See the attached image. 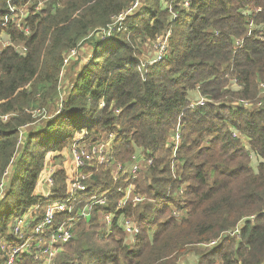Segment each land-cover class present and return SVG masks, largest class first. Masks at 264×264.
<instances>
[{"label":"trees","instance_id":"16d2710c","mask_svg":"<svg viewBox=\"0 0 264 264\" xmlns=\"http://www.w3.org/2000/svg\"><path fill=\"white\" fill-rule=\"evenodd\" d=\"M8 1L0 0V36L27 52L0 51V185L14 159L0 199V264L21 243L14 221L48 202L36 194L48 160L62 161L84 131L115 136L113 165L129 164L138 150L153 163L121 172L118 181L102 162L85 170L93 182L80 199L105 193L109 205L79 222L55 264H179L188 253L197 264H264V0H195L176 6L174 19L164 0H143L105 39L111 18L136 0H43L40 12L39 0H18L33 4L28 35L11 22L2 26ZM168 31L165 58L148 64L145 46ZM84 45L88 59L61 96L62 72L73 69L66 58ZM195 91L207 102L193 104ZM61 99L53 120L37 122L35 110L55 113ZM175 132L176 151L169 144ZM67 176L66 169L54 174L49 201L66 198ZM127 189L144 198L118 214L137 224L134 243L116 223L99 220V212L116 211ZM34 261L35 253L12 264Z\"/></svg>","mask_w":264,"mask_h":264},{"label":"built area","instance_id":"2783aa9c","mask_svg":"<svg viewBox=\"0 0 264 264\" xmlns=\"http://www.w3.org/2000/svg\"><path fill=\"white\" fill-rule=\"evenodd\" d=\"M192 1L195 0H173L172 2L164 0L163 6L164 9H168L170 16L174 19L176 17L174 13L175 7L180 6L181 8H189ZM142 2L143 0H136L131 7L113 16L111 18L112 22L109 24V30L104 31L101 38L105 39L111 37V31L116 27L118 29L122 28L124 22L130 16L134 15L142 6ZM17 3L18 0L8 1L10 12L5 18V22L2 26L11 22L28 35L29 32L26 19L33 4L28 3L18 6ZM43 4L44 3L39 0L38 4L35 6V11L40 12L44 7ZM170 36L171 32L168 31L165 35L153 42L152 46L155 50V56L146 61L148 64L153 65L159 63L165 58V55L168 53V41ZM3 43L5 47H13L15 51L21 55H25L27 52L26 47L22 44L12 42L11 38ZM238 44L239 43H237V45ZM77 56L78 49L72 50L66 58V65L68 66ZM146 62L141 65V68L145 66ZM61 96L63 95L61 94ZM206 102L207 100L203 101L202 99L198 103L203 104ZM62 104L63 100L61 99L55 113L46 109H37L33 112V116L43 118L41 121H51L61 111ZM9 117L10 116H5L4 120L7 121ZM114 142V135L108 136L102 134L94 138L84 131L73 139L62 161L58 164L55 163L54 166L46 167L41 176L40 185L39 188H37L36 194L46 198L48 202L44 205L33 207L24 216L14 221L12 233L21 243L11 251L9 264H12L16 257L33 255V253H35V264H55V259L63 249V246L76 237L79 222L89 219L93 208L97 206L107 208L109 199L108 195L105 193L95 195L87 200L80 199V196L88 191L89 184L93 182V173L85 172V170L92 168L93 163L102 162L105 166L107 165V167L111 166V168L114 169L115 181L120 179L121 172H131L134 174L138 171H145L148 169V166L152 165L153 161L151 159L147 160L142 155L141 150L137 151L132 162L129 164L125 166L122 164L113 165L111 162V152L114 147ZM179 143L180 134L179 132H175L170 137L169 144L176 151ZM13 161L14 159L11 160L9 168L4 174L3 182L0 185V199L4 193L5 181L11 174ZM60 169H66L68 174L66 198L58 201H49L51 189L54 184L53 176ZM143 200V197L133 193V189H127L125 199L119 203L115 212H99L101 224L109 228L116 223L127 234V240L130 243H134V239L139 233L137 224L128 219L124 214H120L119 216L118 214L123 210L127 202L136 205ZM174 214L176 218L181 217L179 212H175ZM62 216H65L64 219L60 218ZM237 233H239V230H236L234 234ZM215 245L216 242L210 244V246ZM7 249L8 245L2 243L1 250L5 252Z\"/></svg>","mask_w":264,"mask_h":264},{"label":"rangeland","instance_id":"374dc122","mask_svg":"<svg viewBox=\"0 0 264 264\" xmlns=\"http://www.w3.org/2000/svg\"><path fill=\"white\" fill-rule=\"evenodd\" d=\"M41 1L44 3L43 0H41ZM47 1L48 0H45V2H47ZM25 17H26V15H25ZM9 37L10 36L8 34H4V33L1 35V38H0V41H1L0 42V51L5 47L3 42H5L6 40L10 39ZM90 50H91V48H90L89 45H84L83 50L78 53V56H79V57L77 56L78 59H76V58L73 59L75 61H73L71 64L69 63L70 65H68V66H70V68H73L72 71L69 74H67L68 70H64V72L62 73V76H61L62 78H61V82H60V86H59L61 94H63L64 91L66 92L68 90L69 85H66V80H69L70 77L73 78L74 77V72H76L78 69H80L82 67V65L87 61L88 53H89ZM144 51H145V53L143 54V59H145L146 61H148L149 58L151 59V58H153L155 56V50H154L152 44L148 48H147V46H145ZM189 98H190V101H192L193 104H199L198 102H200L202 99H203V101L206 100V98H204L198 91L190 93ZM35 118L38 119L37 122H40L43 119L41 117H35ZM55 163L58 164L59 162L56 159L55 160L54 159H50L47 162V164H48L47 167L54 166ZM241 225H243V223H241ZM197 262H198L197 255L194 254V253H188L185 257H183L180 260L179 264H197Z\"/></svg>","mask_w":264,"mask_h":264},{"label":"crops","instance_id":"0c3cea01","mask_svg":"<svg viewBox=\"0 0 264 264\" xmlns=\"http://www.w3.org/2000/svg\"><path fill=\"white\" fill-rule=\"evenodd\" d=\"M38 188H39V186H38Z\"/></svg>","mask_w":264,"mask_h":264}]
</instances>
